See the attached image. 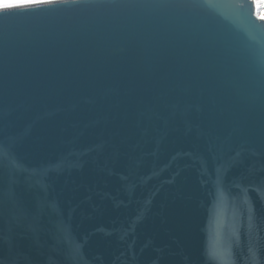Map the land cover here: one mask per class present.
Masks as SVG:
<instances>
[{
  "label": "water",
  "instance_id": "obj_1",
  "mask_svg": "<svg viewBox=\"0 0 264 264\" xmlns=\"http://www.w3.org/2000/svg\"><path fill=\"white\" fill-rule=\"evenodd\" d=\"M0 264H264L250 0L0 12Z\"/></svg>",
  "mask_w": 264,
  "mask_h": 264
},
{
  "label": "snow or ice",
  "instance_id": "obj_2",
  "mask_svg": "<svg viewBox=\"0 0 264 264\" xmlns=\"http://www.w3.org/2000/svg\"><path fill=\"white\" fill-rule=\"evenodd\" d=\"M65 2L67 0H0V12L7 13L10 10L28 11L45 5Z\"/></svg>",
  "mask_w": 264,
  "mask_h": 264
},
{
  "label": "bare ground",
  "instance_id": "obj_3",
  "mask_svg": "<svg viewBox=\"0 0 264 264\" xmlns=\"http://www.w3.org/2000/svg\"><path fill=\"white\" fill-rule=\"evenodd\" d=\"M250 2H252L254 5V12H255V16L257 17V19L264 21V18L260 16V13H259L260 9L257 7L260 0H250Z\"/></svg>",
  "mask_w": 264,
  "mask_h": 264
},
{
  "label": "rangeland",
  "instance_id": "obj_4",
  "mask_svg": "<svg viewBox=\"0 0 264 264\" xmlns=\"http://www.w3.org/2000/svg\"><path fill=\"white\" fill-rule=\"evenodd\" d=\"M257 7L260 9V16L264 18V0H260Z\"/></svg>",
  "mask_w": 264,
  "mask_h": 264
}]
</instances>
